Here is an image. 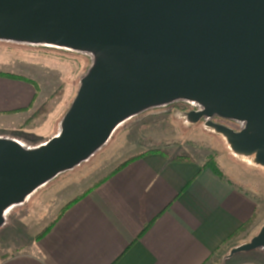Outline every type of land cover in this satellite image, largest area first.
Wrapping results in <instances>:
<instances>
[{"label":"water","instance_id":"water-1","mask_svg":"<svg viewBox=\"0 0 264 264\" xmlns=\"http://www.w3.org/2000/svg\"><path fill=\"white\" fill-rule=\"evenodd\" d=\"M0 40L91 52L60 135L35 150L0 139L4 213L86 162L115 128L177 100L244 129L208 123L264 167V0H0ZM264 250V226L231 256Z\"/></svg>","mask_w":264,"mask_h":264},{"label":"crops","instance_id":"crops-1","mask_svg":"<svg viewBox=\"0 0 264 264\" xmlns=\"http://www.w3.org/2000/svg\"><path fill=\"white\" fill-rule=\"evenodd\" d=\"M37 94L34 82L0 76V120L21 117ZM167 155L130 162L73 203L44 237L0 264H210L235 240L245 244L258 215L257 194L226 175L218 158L219 174L205 167L208 161L176 162ZM71 171L7 209L3 226L14 208ZM261 251L228 258L264 264Z\"/></svg>","mask_w":264,"mask_h":264},{"label":"rangeland","instance_id":"rangeland-1","mask_svg":"<svg viewBox=\"0 0 264 264\" xmlns=\"http://www.w3.org/2000/svg\"><path fill=\"white\" fill-rule=\"evenodd\" d=\"M94 64L91 52L0 40V73L34 82L38 92L35 105L21 117L0 120V138L16 140L26 150H35L60 135L81 81ZM201 110L195 102L177 100L150 107L118 125L107 143L86 162L59 176L7 215L5 226L0 227V263L22 251L20 246L35 240L67 205L95 189L126 161L158 150L197 161L218 158L226 175L248 185L249 192L259 197L258 215L244 243L251 242L264 226V167L254 155L233 151L224 136L208 127L213 122L241 131L244 123L218 117L192 122L190 114ZM242 244L240 239L235 240L210 264H230L228 256ZM261 252L260 256H264V251Z\"/></svg>","mask_w":264,"mask_h":264},{"label":"trees","instance_id":"trees-1","mask_svg":"<svg viewBox=\"0 0 264 264\" xmlns=\"http://www.w3.org/2000/svg\"><path fill=\"white\" fill-rule=\"evenodd\" d=\"M0 76H5V77H11V78H16V79H22V78H18V77H15V76H12V75H8V74H1L0 73ZM149 154H161V155H164V156H168L166 152H162V151H152V152H147V153H143L139 156H136V157H133L131 159H129L128 161H126L124 164H122L113 174H115L116 172H118L119 170H121L122 168H124L127 164H129L130 162L136 160V159H140L146 155H149ZM172 161H176V162H192L193 159H191L190 157H187V156H172L171 158ZM205 167H210L213 171H215L216 173L219 174V171L217 169V165L216 163L214 162V160H209L208 163L206 164ZM112 174V175H113ZM98 187V186H97ZM88 194V193H87ZM86 194V195H87ZM80 198H77L76 200H74L73 202H71L69 205H67L65 207V209L63 210V212L60 214V216L73 204L75 203L76 201H78ZM59 216V217H60ZM55 221L43 232L41 233L40 235H38L35 240H39L41 239L42 237H44L49 229L54 225Z\"/></svg>","mask_w":264,"mask_h":264}]
</instances>
